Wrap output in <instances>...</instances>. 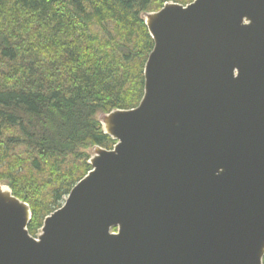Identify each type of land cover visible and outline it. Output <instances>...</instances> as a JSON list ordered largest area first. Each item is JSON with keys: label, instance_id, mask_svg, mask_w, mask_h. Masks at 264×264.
Instances as JSON below:
<instances>
[{"label": "water", "instance_id": "obj_1", "mask_svg": "<svg viewBox=\"0 0 264 264\" xmlns=\"http://www.w3.org/2000/svg\"><path fill=\"white\" fill-rule=\"evenodd\" d=\"M143 93L36 236L0 183V264H263L264 0L167 2Z\"/></svg>", "mask_w": 264, "mask_h": 264}, {"label": "trees", "instance_id": "obj_2", "mask_svg": "<svg viewBox=\"0 0 264 264\" xmlns=\"http://www.w3.org/2000/svg\"><path fill=\"white\" fill-rule=\"evenodd\" d=\"M192 1L0 0V183L30 207L32 236L91 149H112L98 117L141 100L153 48L142 14Z\"/></svg>", "mask_w": 264, "mask_h": 264}, {"label": "rangeland", "instance_id": "obj_3", "mask_svg": "<svg viewBox=\"0 0 264 264\" xmlns=\"http://www.w3.org/2000/svg\"><path fill=\"white\" fill-rule=\"evenodd\" d=\"M90 27H91V29H92V31H94L95 33H98L99 35H101L102 36V31L96 26V25H94V24H91L90 25ZM92 150V149H91ZM91 156V155H90ZM65 201V200H64ZM64 201L62 202V204L64 203ZM62 204H61V206H62ZM59 209V208H58ZM40 230V229H39ZM39 230L37 231V233H36V235L38 234V232H39ZM35 235V236H36Z\"/></svg>", "mask_w": 264, "mask_h": 264}]
</instances>
